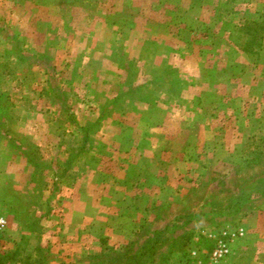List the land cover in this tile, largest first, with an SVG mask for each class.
<instances>
[{
	"label": "rangeland",
	"instance_id": "obj_1",
	"mask_svg": "<svg viewBox=\"0 0 264 264\" xmlns=\"http://www.w3.org/2000/svg\"><path fill=\"white\" fill-rule=\"evenodd\" d=\"M0 264H264V0H0Z\"/></svg>",
	"mask_w": 264,
	"mask_h": 264
},
{
	"label": "built area",
	"instance_id": "obj_2",
	"mask_svg": "<svg viewBox=\"0 0 264 264\" xmlns=\"http://www.w3.org/2000/svg\"><path fill=\"white\" fill-rule=\"evenodd\" d=\"M4 219L0 216V229L4 226Z\"/></svg>",
	"mask_w": 264,
	"mask_h": 264
}]
</instances>
